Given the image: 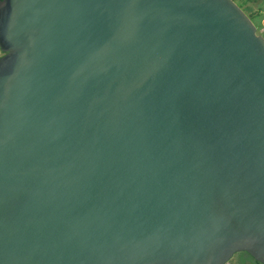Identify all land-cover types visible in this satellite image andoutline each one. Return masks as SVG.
Returning <instances> with one entry per match:
<instances>
[{
  "label": "water",
  "instance_id": "1",
  "mask_svg": "<svg viewBox=\"0 0 264 264\" xmlns=\"http://www.w3.org/2000/svg\"><path fill=\"white\" fill-rule=\"evenodd\" d=\"M0 264H264V36L234 0H0Z\"/></svg>",
  "mask_w": 264,
  "mask_h": 264
},
{
  "label": "rangeland",
  "instance_id": "2",
  "mask_svg": "<svg viewBox=\"0 0 264 264\" xmlns=\"http://www.w3.org/2000/svg\"><path fill=\"white\" fill-rule=\"evenodd\" d=\"M245 4L246 10L244 11L253 19L257 28V33L264 36V0H256ZM0 55H2L1 51Z\"/></svg>",
  "mask_w": 264,
  "mask_h": 264
},
{
  "label": "flooded vegetation",
  "instance_id": "3",
  "mask_svg": "<svg viewBox=\"0 0 264 264\" xmlns=\"http://www.w3.org/2000/svg\"><path fill=\"white\" fill-rule=\"evenodd\" d=\"M226 264H255V261L250 259L247 253L241 251L234 253Z\"/></svg>",
  "mask_w": 264,
  "mask_h": 264
},
{
  "label": "trees",
  "instance_id": "4",
  "mask_svg": "<svg viewBox=\"0 0 264 264\" xmlns=\"http://www.w3.org/2000/svg\"><path fill=\"white\" fill-rule=\"evenodd\" d=\"M243 10H246V4L247 2H254L256 0H234ZM251 18V16H249ZM252 19V18H251ZM253 20V19H252ZM250 259H253L249 254H247ZM254 260V259H253ZM255 261V264H261L260 262Z\"/></svg>",
  "mask_w": 264,
  "mask_h": 264
}]
</instances>
